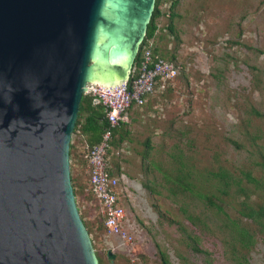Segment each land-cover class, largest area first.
I'll use <instances>...</instances> for the list:
<instances>
[{
  "label": "rangeland",
  "instance_id": "1",
  "mask_svg": "<svg viewBox=\"0 0 264 264\" xmlns=\"http://www.w3.org/2000/svg\"><path fill=\"white\" fill-rule=\"evenodd\" d=\"M160 7L153 40L179 72L143 105L139 126L119 129L108 154L131 240L101 224L85 194L88 144L71 134L75 201L98 263L264 264V233L240 211L264 203V0ZM220 171L233 178L230 187ZM184 174L187 186L175 181ZM231 221L253 234L251 245H240Z\"/></svg>",
  "mask_w": 264,
  "mask_h": 264
},
{
  "label": "water",
  "instance_id": "2",
  "mask_svg": "<svg viewBox=\"0 0 264 264\" xmlns=\"http://www.w3.org/2000/svg\"><path fill=\"white\" fill-rule=\"evenodd\" d=\"M154 3L0 0V264H99L71 134L86 84L129 76Z\"/></svg>",
  "mask_w": 264,
  "mask_h": 264
},
{
  "label": "built area",
  "instance_id": "3",
  "mask_svg": "<svg viewBox=\"0 0 264 264\" xmlns=\"http://www.w3.org/2000/svg\"><path fill=\"white\" fill-rule=\"evenodd\" d=\"M151 43L152 41L142 46L139 66L132 65L127 79L112 86V90L95 83L86 84L84 93L93 97L92 103L104 106L107 121L111 126L128 122L129 108L144 104L146 97L153 93L157 86L164 88L179 72V67L173 61L153 56ZM110 137V131L105 130L100 141L89 147L85 153L89 173L87 190L97 201L104 227L110 233L131 240L132 235L123 227L126 216L116 191L118 179L107 170Z\"/></svg>",
  "mask_w": 264,
  "mask_h": 264
},
{
  "label": "trees",
  "instance_id": "4",
  "mask_svg": "<svg viewBox=\"0 0 264 264\" xmlns=\"http://www.w3.org/2000/svg\"><path fill=\"white\" fill-rule=\"evenodd\" d=\"M161 1L162 0H155L154 8H153L150 20L147 24L144 38L139 46L138 52L134 59L133 66L135 67L139 66V62L141 60L142 46L150 43V41H152L151 47H152V53L154 57H163L165 59L173 61L178 66V64L175 61L174 55L167 57L165 53L162 52V50L155 44L153 40L158 30L156 19L162 14V10L160 7ZM174 4H175V1L171 3V5H174ZM169 30L174 31L171 23H170ZM92 101H93V97L91 95L85 94V93L82 95V98L79 103V111H78L77 119H76L75 126H74V132L78 130L83 136H85V141L87 142L88 148H89L100 141L102 133L105 130H109L111 133V137L109 139V148L107 149V155H108L110 153V148L113 145H116V142H114L115 136L119 134V129H122L123 126L126 125V122H120L119 124L115 126H111L109 122L107 121L104 106L100 103L94 104L92 103ZM126 133H129V130H127ZM119 137L120 139H122L123 136L120 135ZM72 149H73V145L72 143H70V151H69L70 156L72 154ZM85 163L87 165L86 157H85ZM107 170L110 175H114L110 166H108ZM186 173L188 174V172ZM187 174L181 175L180 177L179 176L176 177L175 181L182 182V184L187 186L188 184L182 180V179H185ZM214 175L218 177V180L221 181L223 187L228 188L231 186V183L233 182V178L226 171H220L218 173H215ZM246 175L248 178L254 179L253 177L250 176L249 173H247ZM88 179H89V176H88ZM71 181H72V177H71ZM72 185H73L74 194H76V189L74 187L73 181H72ZM236 186H238V191L240 192L244 191V187L240 186L239 183L236 184ZM87 188L88 186H86L85 188L86 190L85 194L92 195V193L88 191ZM92 197L95 200L96 206L99 209V206L97 204L95 197L93 195ZM209 202L211 204H214L210 199H209ZM240 211L243 216L248 217L251 220H253V222L257 224L259 230L264 233V203L260 204L258 207H254L250 203H245L244 208L241 209ZM99 220L101 224L104 226L103 218L101 217V215H99ZM231 224L233 228L235 229V231H237V235H238L237 237H238V241L240 242V245L249 246L254 242L253 234L251 232H249L245 228L238 227L235 221H231ZM164 262L166 263L165 259H164Z\"/></svg>",
  "mask_w": 264,
  "mask_h": 264
},
{
  "label": "crops",
  "instance_id": "5",
  "mask_svg": "<svg viewBox=\"0 0 264 264\" xmlns=\"http://www.w3.org/2000/svg\"><path fill=\"white\" fill-rule=\"evenodd\" d=\"M166 84H165L164 88H161V87H158L157 86L156 89L154 90V92L151 93V94H149L146 97L144 104H142V105H133L131 108H129V110H128V116H129L128 123L130 124V128H132V127L134 128V126H139L141 124V120L146 115L145 113H143V110H144L143 109V105H145L147 103V101H149L152 98L153 95H155L156 93H161V91H163L164 89H166V86H167ZM114 176H116V175L114 174ZM121 177L122 178L125 177L124 173H121ZM116 178L119 179L117 176H116ZM117 186H116V191H117V194H118ZM118 198H119V195H118Z\"/></svg>",
  "mask_w": 264,
  "mask_h": 264
}]
</instances>
